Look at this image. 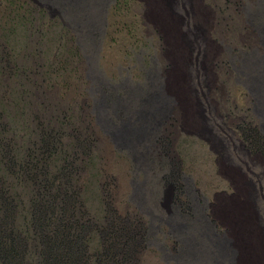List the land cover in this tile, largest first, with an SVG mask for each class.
<instances>
[{
  "label": "rangeland",
  "instance_id": "rangeland-1",
  "mask_svg": "<svg viewBox=\"0 0 264 264\" xmlns=\"http://www.w3.org/2000/svg\"><path fill=\"white\" fill-rule=\"evenodd\" d=\"M234 200L264 253V0H0V264H242Z\"/></svg>",
  "mask_w": 264,
  "mask_h": 264
},
{
  "label": "bare ground",
  "instance_id": "bare-ground-1",
  "mask_svg": "<svg viewBox=\"0 0 264 264\" xmlns=\"http://www.w3.org/2000/svg\"><path fill=\"white\" fill-rule=\"evenodd\" d=\"M249 207L247 202L241 200H234L228 205H225V209L228 211L227 213L234 225V233L237 235L236 243L241 250L242 264H264V253L261 250L259 239L256 236L257 234L249 235L251 230L249 231V229H247L248 225H244L246 224L244 222L248 216L251 215ZM244 228L247 235H249L248 237H244L242 234Z\"/></svg>",
  "mask_w": 264,
  "mask_h": 264
}]
</instances>
